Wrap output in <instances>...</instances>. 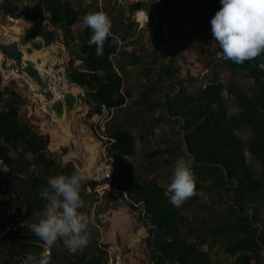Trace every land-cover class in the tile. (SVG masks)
<instances>
[{
  "label": "trees",
  "instance_id": "obj_1",
  "mask_svg": "<svg viewBox=\"0 0 264 264\" xmlns=\"http://www.w3.org/2000/svg\"><path fill=\"white\" fill-rule=\"evenodd\" d=\"M161 1L171 46L187 41L179 17L190 13L189 2L201 10L199 31H222L215 48L219 57L199 87L178 81L173 92L160 99L155 92L168 89L170 78L178 79L179 67L176 51L167 49L158 56L168 57L159 69L163 75L157 77L159 87L148 85L132 104L163 109L139 137L157 132L163 136V147L148 152L147 168L154 167L159 157L176 172V179L164 187L157 177L138 173L140 167L133 161L135 137L116 126L106 127L110 139L104 141L113 184L127 193L129 206L143 212L149 262L214 264L208 249L220 245L232 257L230 264H264V0ZM23 2L2 0L0 12L13 17L41 10L49 13L50 23L61 29L62 41L69 48L66 72L84 90L89 116L99 113L102 104L114 108L127 104L130 93L124 73L130 61L118 56L131 37L129 24L116 23L112 9L105 16V6L96 0H88L87 5L71 0ZM142 5L132 4L131 11ZM79 21L84 26L74 32ZM150 56L154 62L155 54ZM224 71L230 73L228 81L221 78ZM238 75L250 82H240L235 78ZM10 82L0 76V161L17 169L11 174L0 171L3 264H27L26 257L31 264H105L106 245L87 217L83 218L80 251L55 261L56 253L46 244L44 232L59 237L57 218L46 211L47 204H56L61 222L76 221L84 203L79 204L74 194L79 197L85 187L94 189L96 182L50 150L49 132L39 129L34 114L28 115L27 99ZM231 97L236 100V111L229 109ZM183 152L191 158L186 167ZM58 179L70 191L59 194ZM5 184H11L16 194L10 208L1 199Z\"/></svg>",
  "mask_w": 264,
  "mask_h": 264
},
{
  "label": "rangeland",
  "instance_id": "obj_2",
  "mask_svg": "<svg viewBox=\"0 0 264 264\" xmlns=\"http://www.w3.org/2000/svg\"><path fill=\"white\" fill-rule=\"evenodd\" d=\"M71 1L84 5H87L88 3V0ZM31 2L32 0H28V3ZM96 2L100 6H105V16H108L109 11L112 9L113 19L116 23L123 21L125 22V25L129 24L131 26V37L124 44H122L123 54L118 56L119 59H128L130 61V66L124 73V85L128 88L130 95L127 99L126 105L113 110L110 119L106 122V127L114 128L116 126H121L122 128L130 131L135 137L136 150L133 161L140 167L138 173H147L150 176H155L157 177V181L162 186L168 187L170 182L176 179V172L174 170L165 167L163 163H161L162 160H160L159 157L155 158L156 164H153L154 167L147 168L150 160V157H147V154L149 151H152L157 147H163V136H160V133L157 132L154 136L145 135L143 139H140L139 137L140 133L147 130L151 120L157 115L158 111H162L163 109L158 107L149 110L144 109L142 106L133 105L132 103L139 97L140 93L143 92L148 85L155 84L159 87V84L157 83V77L161 75L159 73V69L161 65L166 63L168 57L161 59L158 56L161 53H164V51H168L167 49H170V51H176L175 63L179 67L178 79L170 78L167 82L169 88L158 89L154 96H157L160 99L165 98L167 94L173 92V86L177 85L179 83L178 81L187 83L189 86H193L194 88L199 87L203 79L210 77L212 72L210 64L219 57L215 48L221 40L222 31L219 29L199 31L196 28V24L197 17L201 16V10L197 6H192L191 3L187 2L186 4L190 7V13L179 17V21L181 27L184 29L187 41L184 44L173 47L171 46L167 36L166 22L163 20L161 14V0H96ZM138 2L143 3V5L138 9H143L147 15L146 21L142 24L135 21L133 18V12L136 9H134L133 12L131 11V5ZM145 14L143 13V17ZM1 15L2 17L4 16L2 13ZM83 26V21L77 22L73 27L74 32L81 30ZM151 53L155 54L154 62L149 61ZM190 77H195L197 81L195 82L194 80L189 79ZM221 78L224 81H228L230 79V73L228 71L222 72ZM235 78L242 83L250 82L249 79L239 75ZM22 87L26 89L25 85ZM228 103L230 111H236L238 109L234 98H229ZM76 114V119H73L74 123L78 120L79 124L83 125L84 123H89L90 125L91 121H89L90 116L87 112V108L77 110ZM86 125V127H89L88 124ZM163 127L165 130L169 129L167 125H163ZM56 132V130L52 131L53 134ZM105 133L108 135L107 130ZM169 134H172V130ZM176 138L180 141V135H177ZM96 140V147L100 150L101 144H99L98 138H96ZM103 144L104 142L102 145ZM57 153L58 156L61 155L60 152ZM95 154L96 156L97 154L101 156V153L99 154L97 150L95 151ZM190 161V156L186 154L184 155L183 152V167H186ZM0 171L11 174L16 172L17 169L8 168L2 165L0 161ZM83 175L87 177L85 174ZM57 183L59 194L70 191L63 180L58 179ZM4 187L6 189V194L2 196L1 199L5 201L4 206L10 208V200L16 197V194L13 192L11 184H5ZM74 197L79 204L82 205L84 203L81 215L78 216L76 221L61 222V215L59 214L55 203H49L46 207V211L52 213L54 217L57 218V221L61 223L62 227V231L60 233L57 231L59 237L54 233L50 234L47 231L44 232V236L47 241L46 244L51 245V252L53 254L56 253L57 255L55 261H62L65 255L68 256L81 250V244L79 241L81 240V233L84 228L83 218L87 217L90 221H92L94 209L106 210L112 202L111 197H114V202L117 200L114 205H122V202L127 204V207L131 209L135 220L139 221L144 226L146 231L145 238L147 237L148 224L144 220L143 212L129 206V200H122L110 193L98 195L95 189L91 190L89 187H85V190L80 193L79 197L77 195L75 196V194ZM94 218L95 221L98 219L97 217ZM94 230L95 232L98 231V234L101 237L99 228H95ZM101 243L106 245V260L110 259V256L114 258V252L116 251L115 248L109 247V245L105 244L103 241ZM208 251L214 264H230L232 257L225 253L220 245H215L213 249H208ZM136 252L137 253H134L132 258H135L138 264L149 263V258L146 254V247L140 246ZM262 253L264 263V251ZM124 254L125 250L123 251V255ZM3 258L4 256L0 251V264H3ZM115 259L116 257L114 260ZM25 261L27 264H31L32 262L27 257L25 258Z\"/></svg>",
  "mask_w": 264,
  "mask_h": 264
},
{
  "label": "crops",
  "instance_id": "obj_3",
  "mask_svg": "<svg viewBox=\"0 0 264 264\" xmlns=\"http://www.w3.org/2000/svg\"><path fill=\"white\" fill-rule=\"evenodd\" d=\"M23 3H28V0H24ZM3 17L0 13V25L11 27L10 35L7 36L3 35L0 28V48L5 55L7 64L18 68L28 78L36 81L37 85L43 86L42 76L30 61H42L47 66L66 63L70 57L69 48L62 41L61 29L50 23L49 13L44 10L33 12L32 15L23 14L13 17V21H9L7 16ZM76 62L79 63L78 60ZM10 83L27 99L25 111L28 115L34 114V120L39 124V129L49 132L51 136L50 150L60 152L64 161L73 159L74 166L83 174L92 173L100 158L98 154L96 156L95 151L97 150L100 154L101 149L96 147L97 140L90 130L89 123L82 125L78 120L76 123L73 121L77 116V110L87 108L84 90L80 87L70 90L57 103L60 127L53 134L41 115L31 109L30 94L27 87L26 89L22 87L25 85L24 82L20 78H12ZM92 118L93 116H90L89 121ZM86 124L89 127H86ZM98 142L102 147L103 142L99 140ZM113 199L114 197H111L112 202L106 210L94 209L92 222L96 228H99L100 242L103 241L109 247L115 248L114 258L119 257L118 264H138L132 256L137 253L136 250L140 246L146 247L145 228L135 220L131 209L125 202H122V205H114L117 200L114 202ZM94 217L98 219L95 221ZM124 250L125 254L123 255ZM109 258L114 260L111 256Z\"/></svg>",
  "mask_w": 264,
  "mask_h": 264
},
{
  "label": "built area",
  "instance_id": "obj_4",
  "mask_svg": "<svg viewBox=\"0 0 264 264\" xmlns=\"http://www.w3.org/2000/svg\"><path fill=\"white\" fill-rule=\"evenodd\" d=\"M143 9H136L133 12V18L140 24L146 21L147 15L143 14ZM9 21H13V16L7 15ZM3 35H10L11 27L7 28L5 25H0ZM38 73L44 80V85H37L36 81L28 78L22 71L14 66H9L6 62L5 55L0 48V76L4 81H10L12 78H20L27 87L30 94L31 101L34 106V110L39 113L47 124L48 128L52 131L56 130L59 126V117L56 109L57 103L61 100L63 95L78 88L68 77L66 67L64 64L56 66H47L41 64L37 60L30 61ZM114 107H107L102 104L101 111L93 116L90 123V130L92 134L104 142L109 140V136L105 133L106 122L110 119L111 113ZM73 165V159H69ZM90 179L96 182L95 191L98 195H104L110 193L111 195L121 198L122 200H129L126 192H123L119 187L113 184L112 181V164L107 157L106 148L103 144L101 147V156L96 162L92 173L86 175ZM119 257L115 260L108 259L105 264H118ZM148 264H157L155 261H151Z\"/></svg>",
  "mask_w": 264,
  "mask_h": 264
},
{
  "label": "water",
  "instance_id": "obj_5",
  "mask_svg": "<svg viewBox=\"0 0 264 264\" xmlns=\"http://www.w3.org/2000/svg\"><path fill=\"white\" fill-rule=\"evenodd\" d=\"M56 228L57 231L60 233L62 231L61 223L59 221H56ZM50 251L49 245L45 246V254H48Z\"/></svg>",
  "mask_w": 264,
  "mask_h": 264
},
{
  "label": "bare ground",
  "instance_id": "obj_6",
  "mask_svg": "<svg viewBox=\"0 0 264 264\" xmlns=\"http://www.w3.org/2000/svg\"><path fill=\"white\" fill-rule=\"evenodd\" d=\"M145 14V13H144ZM141 15H143V14H141ZM38 61V60H37ZM39 62H41V64H44L42 61H39Z\"/></svg>",
  "mask_w": 264,
  "mask_h": 264
}]
</instances>
